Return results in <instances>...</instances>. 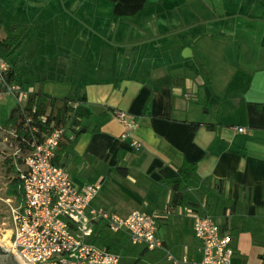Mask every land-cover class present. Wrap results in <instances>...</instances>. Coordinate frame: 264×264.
<instances>
[{"label":"crops","instance_id":"obj_1","mask_svg":"<svg viewBox=\"0 0 264 264\" xmlns=\"http://www.w3.org/2000/svg\"><path fill=\"white\" fill-rule=\"evenodd\" d=\"M65 2L115 52L109 78L75 83L86 99L76 105L80 134L64 168L106 191L105 202L95 207V197L91 207L157 215L164 249L177 260L158 250L157 264H184L185 256L200 262L192 217L171 209L176 193L163 184L190 163L198 179L189 196L201 201L200 214L207 196L219 195L221 205L211 209L218 222L243 228L232 264H263L253 235L264 241V0ZM72 180L80 191L88 187ZM172 217L177 232L190 228L193 244L171 247L162 225Z\"/></svg>","mask_w":264,"mask_h":264},{"label":"built area","instance_id":"obj_2","mask_svg":"<svg viewBox=\"0 0 264 264\" xmlns=\"http://www.w3.org/2000/svg\"><path fill=\"white\" fill-rule=\"evenodd\" d=\"M1 66L5 68L4 64ZM18 91L19 87L8 88L9 93ZM116 115L122 122L126 118L123 112ZM244 131L239 129L241 133ZM63 136V129L54 130L42 141H35L26 156L21 175V204L13 213L9 249L3 247V250L22 264H120V253L92 243L98 222H103L113 235H127L134 246H143L149 251L164 250L157 215L133 211L120 216L91 207L100 184L80 191L67 170L54 164ZM132 147L141 149L137 142ZM187 212L193 220V233L200 243L202 259L189 261L185 256L182 263L232 264L235 255L232 237L223 233L212 217ZM166 253L169 260L177 263L170 251Z\"/></svg>","mask_w":264,"mask_h":264},{"label":"rangeland","instance_id":"obj_3","mask_svg":"<svg viewBox=\"0 0 264 264\" xmlns=\"http://www.w3.org/2000/svg\"><path fill=\"white\" fill-rule=\"evenodd\" d=\"M53 1L0 0V41L6 38L9 27H26L24 44L18 55L22 59L20 73L24 77V83L16 93H9L8 89L0 91V247L5 249H9L8 241L13 233V213L21 201L7 195L15 175L8 173L9 165L5 162L19 155V152L11 145L12 135L2 127L8 122L12 110L19 104H25L27 97L24 96L31 90L41 92L46 99L55 98L60 101L73 96L77 89L75 83L109 78L108 71L111 70L113 60L111 55L115 53L97 38L101 35L99 32L71 13L65 0H55L59 4L58 14ZM49 14L55 16L53 21L39 20L47 19ZM78 16L82 17L80 14ZM89 39L95 40L93 47L88 42ZM68 50L71 52L70 61ZM13 163L21 172L24 171L23 165H18L16 160L11 164ZM70 174L76 185L94 186L86 180L84 173L72 170ZM111 184L114 185V182ZM114 187L119 188L116 185ZM105 194L106 191L98 192L93 202L95 207L105 202ZM169 219L162 225V232L169 235L171 247H179L185 240L187 244H193L190 228L187 227L186 234L177 232L174 226L176 218ZM117 240L126 241L123 235H118ZM252 248L255 249V246L252 245ZM114 251L119 252V249L114 248ZM257 259L258 257L254 261L259 263L260 259ZM233 264L238 262L234 259Z\"/></svg>","mask_w":264,"mask_h":264},{"label":"trees","instance_id":"obj_4","mask_svg":"<svg viewBox=\"0 0 264 264\" xmlns=\"http://www.w3.org/2000/svg\"><path fill=\"white\" fill-rule=\"evenodd\" d=\"M25 33L26 27L14 25L7 29L6 38L0 41L1 92L11 87L20 88L24 83V77L20 73L22 59L18 55L24 44ZM2 64L5 65V68H2ZM81 90L82 87L77 86L73 96L66 97L60 101L55 98L46 99L41 92L31 91L27 93L25 104H19L11 111L9 120L2 129L12 135L11 142L13 143L11 145L17 148L19 155L17 154L14 158L5 162L9 165L8 173L15 175L7 192L9 197L21 200V175L24 172H21L16 164L11 163L16 160L18 165L24 166L25 158L31 152L33 143L35 141H42L56 129H63L64 136L60 142L54 164L65 167L73 145L80 134L78 128L81 126V118L76 110V105L86 99L85 96L81 95ZM198 126L199 124H193L194 129ZM208 127L212 128V126ZM120 169L115 171L119 172ZM197 179L196 166L184 163L175 178L163 181V184L170 186L176 193V200L171 209L181 211L191 210L199 215L203 214L202 216L212 217L219 224L221 231L232 237L235 248V243L243 228L236 227L229 229L226 220H222L221 223L218 222L211 209L214 205L218 207L221 205L222 200L219 198V195H208L205 212L200 214L202 208L201 201H197L195 198L189 196V191L196 188ZM225 209L226 206L223 207V210ZM97 227L92 243L106 247L112 251H114V248H118V253L122 255L120 264H157L161 260V256H156V251H149L146 247L132 245L125 234L118 235H123L126 241H118V235L111 234L103 222H98ZM253 238L256 245L264 247V241H259V239H262L261 236L254 234ZM163 251L167 254L165 249ZM260 259L264 264V254L260 256Z\"/></svg>","mask_w":264,"mask_h":264},{"label":"water","instance_id":"obj_5","mask_svg":"<svg viewBox=\"0 0 264 264\" xmlns=\"http://www.w3.org/2000/svg\"><path fill=\"white\" fill-rule=\"evenodd\" d=\"M0 264H22V263L11 253L5 252L0 247Z\"/></svg>","mask_w":264,"mask_h":264},{"label":"bare ground","instance_id":"obj_6","mask_svg":"<svg viewBox=\"0 0 264 264\" xmlns=\"http://www.w3.org/2000/svg\"><path fill=\"white\" fill-rule=\"evenodd\" d=\"M1 248H2V246H1ZM2 249H4V248H2Z\"/></svg>","mask_w":264,"mask_h":264}]
</instances>
